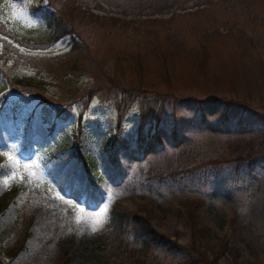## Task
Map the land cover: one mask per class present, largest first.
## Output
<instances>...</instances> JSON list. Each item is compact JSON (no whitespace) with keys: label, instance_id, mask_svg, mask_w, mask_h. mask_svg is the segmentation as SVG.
<instances>
[{"label":"rangeland","instance_id":"1","mask_svg":"<svg viewBox=\"0 0 264 264\" xmlns=\"http://www.w3.org/2000/svg\"><path fill=\"white\" fill-rule=\"evenodd\" d=\"M0 264H264V0H0Z\"/></svg>","mask_w":264,"mask_h":264},{"label":"trees","instance_id":"2","mask_svg":"<svg viewBox=\"0 0 264 264\" xmlns=\"http://www.w3.org/2000/svg\"><path fill=\"white\" fill-rule=\"evenodd\" d=\"M33 9H38L37 7H33ZM40 14L42 17L46 18L47 22L48 23H53V31H52V34L50 35V40H54L56 39L57 37L61 36L62 34L64 33H68L71 28L70 27H65V23L63 22L62 20V17L59 13L57 12H50L48 14H46L44 11H40ZM72 31V30H71ZM76 64L75 62H70L69 64H67V69L68 71L67 72H73L74 69L76 68ZM7 80H8V84L10 85V88L11 90L14 89L13 88V85H20L21 84V78L17 77V76H11V77H7ZM25 81H24V85H25ZM26 85H30L28 83H26ZM22 86V85H21ZM30 86H33V85H30ZM68 102H64V104L66 105ZM120 118L118 119V122H117V127L120 125ZM139 127H140V130H141V126L143 125V112H141L140 114V119H139Z\"/></svg>","mask_w":264,"mask_h":264},{"label":"snow or ice","instance_id":"3","mask_svg":"<svg viewBox=\"0 0 264 264\" xmlns=\"http://www.w3.org/2000/svg\"><path fill=\"white\" fill-rule=\"evenodd\" d=\"M98 215H99V213H98ZM93 231H96V228H93Z\"/></svg>","mask_w":264,"mask_h":264}]
</instances>
